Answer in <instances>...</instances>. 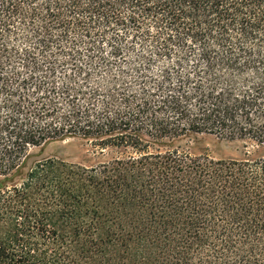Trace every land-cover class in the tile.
Returning <instances> with one entry per match:
<instances>
[{
    "label": "trees",
    "instance_id": "16d2710c",
    "mask_svg": "<svg viewBox=\"0 0 264 264\" xmlns=\"http://www.w3.org/2000/svg\"><path fill=\"white\" fill-rule=\"evenodd\" d=\"M192 134L264 149V0H0V264H264V158ZM67 139L128 155L24 171Z\"/></svg>",
    "mask_w": 264,
    "mask_h": 264
},
{
    "label": "rangeland",
    "instance_id": "374dc122",
    "mask_svg": "<svg viewBox=\"0 0 264 264\" xmlns=\"http://www.w3.org/2000/svg\"><path fill=\"white\" fill-rule=\"evenodd\" d=\"M10 44L14 42L11 41ZM168 149L186 153L192 158L207 157L212 160L264 158V149L252 143L229 141L209 134L188 135L170 144H164L161 148V150ZM127 155L128 153L122 154L119 150L110 148L100 151L94 148L91 142L85 140L67 139L31 149L24 171L39 160L46 158H58L69 164L91 168Z\"/></svg>",
    "mask_w": 264,
    "mask_h": 264
}]
</instances>
